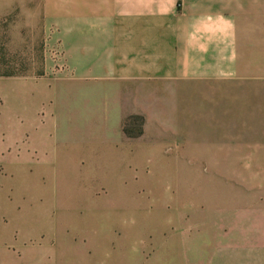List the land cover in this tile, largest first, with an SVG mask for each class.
Returning a JSON list of instances; mask_svg holds the SVG:
<instances>
[{"label": "crops", "instance_id": "0c3cea01", "mask_svg": "<svg viewBox=\"0 0 264 264\" xmlns=\"http://www.w3.org/2000/svg\"><path fill=\"white\" fill-rule=\"evenodd\" d=\"M66 2L31 100L4 97L0 112V189L30 169L34 192L29 205L0 197V264H113L118 208L98 199L117 195L125 167L165 156L166 138L195 132L183 115L198 102L206 133L224 137L208 165H264V0ZM131 116L137 137L123 130ZM239 178L246 210L227 214L217 250L210 236L207 264H264V176Z\"/></svg>", "mask_w": 264, "mask_h": 264}, {"label": "rangeland", "instance_id": "374dc122", "mask_svg": "<svg viewBox=\"0 0 264 264\" xmlns=\"http://www.w3.org/2000/svg\"><path fill=\"white\" fill-rule=\"evenodd\" d=\"M66 1L0 0V112L5 109L4 97L16 93L22 100H31L32 78L46 74L50 30ZM33 103H27L28 111L33 110ZM196 104L192 116L183 115L184 123L187 118V124L193 122L195 132L166 138L157 148L165 156L125 167L127 181L119 183L117 195L98 199L103 207L118 208L113 234H118V250L113 264H207L212 235L217 250L220 237L228 234L227 214L246 210L239 177L264 176V165L255 170L207 164L208 147H222L224 137L206 133L205 101ZM127 125L133 133L140 128L137 120ZM261 139L264 147V134ZM24 173L13 177L8 189H0V197H7L11 205L18 202L16 192L25 194L23 205L34 198L31 179L22 178ZM252 200L248 195V204ZM75 239L80 245L81 238ZM70 264L79 263L72 259Z\"/></svg>", "mask_w": 264, "mask_h": 264}, {"label": "trees", "instance_id": "16d2710c", "mask_svg": "<svg viewBox=\"0 0 264 264\" xmlns=\"http://www.w3.org/2000/svg\"><path fill=\"white\" fill-rule=\"evenodd\" d=\"M133 120H137L139 122V125H140V128L138 129V131L136 133H133L131 132L128 128H127V124L128 122H131ZM142 118L141 117H138V116H131L129 117L126 122H125V125H124V133L128 136V137H137L141 134V126H142Z\"/></svg>", "mask_w": 264, "mask_h": 264}]
</instances>
